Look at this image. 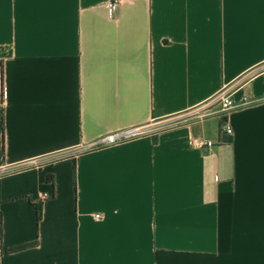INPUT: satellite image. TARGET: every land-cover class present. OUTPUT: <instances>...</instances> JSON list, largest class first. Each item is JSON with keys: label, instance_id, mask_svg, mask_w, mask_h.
Segmentation results:
<instances>
[{"label": "crops", "instance_id": "crops-1", "mask_svg": "<svg viewBox=\"0 0 264 264\" xmlns=\"http://www.w3.org/2000/svg\"><path fill=\"white\" fill-rule=\"evenodd\" d=\"M107 1L0 0V264H264V0Z\"/></svg>", "mask_w": 264, "mask_h": 264}, {"label": "built area", "instance_id": "built-area-1", "mask_svg": "<svg viewBox=\"0 0 264 264\" xmlns=\"http://www.w3.org/2000/svg\"><path fill=\"white\" fill-rule=\"evenodd\" d=\"M105 5H106V9H107V14L109 16H114L118 10L119 1L118 0H109L105 3ZM4 97H7V86H4ZM209 103L213 104V105H221L223 112H229L235 108L234 100H233L232 96L228 94V92L226 90H223L220 93H218L215 97H213L209 101ZM153 128H154L153 125H151L150 128H146L144 126H141V127H136L133 129L114 132V133H111L105 137L100 138L94 144H92L90 146V148L98 149L101 147L118 145V144L130 141V140H133L135 138H138V137L145 135L149 132H152ZM224 132L228 136L233 135V129L230 126H226L224 129ZM198 144H200V146H206L208 148H211L214 146L212 142L199 141ZM95 218L97 220L101 219L100 215H96Z\"/></svg>", "mask_w": 264, "mask_h": 264}, {"label": "trees", "instance_id": "trees-1", "mask_svg": "<svg viewBox=\"0 0 264 264\" xmlns=\"http://www.w3.org/2000/svg\"><path fill=\"white\" fill-rule=\"evenodd\" d=\"M48 181L49 182L53 181L52 176H48ZM36 209H37V222L39 223L41 218H42V203H38L36 205ZM36 245H37V241H35L33 243H30V244L20 245V246L12 248L11 252L14 253V252L23 251V250H26L28 248H32V247H34Z\"/></svg>", "mask_w": 264, "mask_h": 264}, {"label": "rangeland", "instance_id": "rangeland-1", "mask_svg": "<svg viewBox=\"0 0 264 264\" xmlns=\"http://www.w3.org/2000/svg\"><path fill=\"white\" fill-rule=\"evenodd\" d=\"M153 121H151V123H152ZM151 123L149 122V124H147V125H144V127H146V128H150V126H151Z\"/></svg>", "mask_w": 264, "mask_h": 264}]
</instances>
